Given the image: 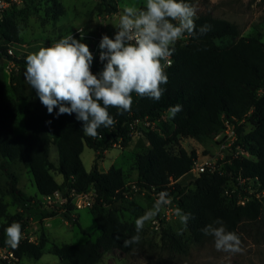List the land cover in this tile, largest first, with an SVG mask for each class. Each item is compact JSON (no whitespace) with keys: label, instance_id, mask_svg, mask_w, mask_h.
I'll list each match as a JSON object with an SVG mask.
<instances>
[{"label":"trees","instance_id":"16d2710c","mask_svg":"<svg viewBox=\"0 0 264 264\" xmlns=\"http://www.w3.org/2000/svg\"><path fill=\"white\" fill-rule=\"evenodd\" d=\"M51 11L62 15L64 7L58 0H48ZM99 7L106 6L111 14L117 9L107 0H99ZM193 4V0H186ZM264 4V0H263ZM197 36H187L184 44H175L171 56L172 63L166 67L168 83L162 85L165 92L159 101L141 98L132 93L131 110L122 115L116 108L109 113L116 121L113 127L98 129L93 138L84 134L81 121L72 115L56 117L55 109L48 114L37 94L26 91L23 79L19 78L13 86L17 100L25 101L23 109L25 131L16 133L19 114L15 101L5 98L4 60L9 58L6 48L0 53V168L8 177L7 194L15 200L29 202L31 199L17 186V177L10 172L8 164L21 163L33 175L36 188L41 196L56 191L66 193L76 190H93L97 197L89 209L101 235L97 241L89 240L84 244H53L50 253L70 264H96L103 258V252L113 249L128 251L123 241L132 237V225L124 222L117 214L114 204L124 198L127 191L124 172L121 168L111 167L108 171L99 170L98 161L103 154L119 145L129 146L133 139L137 121L146 119L156 122L157 130L140 131L150 145V149L138 154L135 170L140 187L160 193L166 191L171 200L185 213H191L187 227L195 241L206 235L202 229L217 219L223 221L228 231H235L243 221H257L262 216L263 204L257 200L244 206L236 203L237 195L229 198L223 194L227 176L202 173L191 174L195 151L184 148L175 151L180 137L202 140L218 134L224 127V116L239 120L247 118L253 129L247 134L240 133L239 140L252 152L251 159H235L225 168L234 176L258 178L260 189H264V41L260 34L252 37H239L236 24L221 18L201 15L195 20ZM210 25L211 30L199 35V28ZM64 36V35H63ZM0 39L21 44L22 39L17 23L12 17L0 20ZM54 41V40H53ZM17 62L26 65L25 59ZM106 63V62H104ZM104 63L96 69L98 74ZM181 105L182 111L175 118H169L168 109ZM251 114L248 116L249 112ZM163 113L167 121H161ZM51 121V123H47ZM241 132V128H239ZM58 152L57 162L51 160V147ZM87 146L95 152L94 166L91 171L84 167L81 155ZM55 174L63 176L59 182ZM191 176L187 182L186 178ZM0 187V247L8 248L22 264L24 258L39 260L45 253L46 241L32 242L21 240L18 247L6 244L5 229L13 222L24 226V213H8V206L1 198ZM110 206L111 209H106ZM57 212L49 216H55ZM72 207L63 213L70 224L79 225L72 217ZM84 232V230L81 228ZM2 264L8 261L0 258Z\"/></svg>","mask_w":264,"mask_h":264},{"label":"rangeland","instance_id":"374dc122","mask_svg":"<svg viewBox=\"0 0 264 264\" xmlns=\"http://www.w3.org/2000/svg\"><path fill=\"white\" fill-rule=\"evenodd\" d=\"M58 1L64 7L62 15H55L51 11L52 3L48 0H24L23 4L15 5L4 14V17H12L19 27L22 39L19 49L16 50L19 59H25L28 54L37 52L41 47H49L53 40L76 29L100 32L112 38L117 31L114 25L118 23L123 8L125 6L142 8L146 3V0H107L117 9V12L109 14L105 11V5L99 7V0ZM193 5L197 8V17L209 15L228 20L237 25L239 37L248 38L260 34L264 41L263 0H193ZM186 41L187 36H184L176 44H184ZM25 68L26 65L18 62L16 68L10 70L7 61L4 60L5 98L15 101L18 105L19 114L15 130L18 134L25 131L23 113L25 101L16 99L13 86L17 79L21 78L26 91L36 93L35 89L25 82ZM166 117L168 118L167 113ZM245 126L247 130L252 127L248 123ZM142 130H146L143 125L136 126L128 147L116 145L106 151L103 158L98 161L100 171L106 172L111 167H116L124 172L127 191L124 198L119 199L114 207L118 210L119 217L132 225V236L136 235L135 220L146 210L151 209L158 198V192L140 187L137 182L135 159L138 154L146 153L150 149L149 143L140 134ZM218 134L202 140L180 137L178 144L172 148L177 151L181 147L189 153L195 151L199 161L210 157L218 158L222 155L216 139ZM50 151L51 160L56 163L57 148L52 146ZM81 158L85 169L91 171L95 152L85 146ZM8 167L17 177V186L31 199L29 202H21L7 194L8 177L0 168V187L3 190L1 198L8 206V213L25 215L21 240L27 239L38 243L45 239L47 243L41 259L24 258L22 264H70L50 253L53 244H84L89 240L99 239L101 233L89 208L72 209L71 215L79 225L70 224L62 212L46 205L28 169L21 163L8 164ZM55 178L59 182L63 181L60 174H55ZM186 180L189 182L191 176ZM262 204L263 212L259 220L243 221L233 231L241 239L243 251L240 253L217 251L211 236L206 235L201 241H195L188 227H184L175 215L178 206L171 201L162 208L154 220L146 222L140 233L139 244L132 245L128 251L120 249L105 251L102 260L96 264H264V203ZM106 209L111 207L108 206ZM53 212L57 214L49 216ZM1 254L7 255L8 248L0 252V257ZM7 261L8 264H17V260L13 258Z\"/></svg>","mask_w":264,"mask_h":264},{"label":"clouds","instance_id":"9594fccd","mask_svg":"<svg viewBox=\"0 0 264 264\" xmlns=\"http://www.w3.org/2000/svg\"><path fill=\"white\" fill-rule=\"evenodd\" d=\"M196 18L197 8L186 0H146L142 8L125 6L114 25V38L103 35L99 42V59L106 63L98 74L91 71L94 57L89 46L81 42L84 35L80 39L68 35L26 56L25 82L35 89L48 114L55 109L56 117L75 113L76 119L83 122L84 134L95 138L99 128L115 125L110 108H116L120 115L131 110L132 93L154 101L162 98V85L168 83L165 69L171 65L169 58L185 34L197 36ZM210 30V25H203L199 35ZM180 111L181 105L170 107L169 118H175ZM170 203L169 193L161 191L152 208L135 220L136 235L124 240L123 246L139 244L146 222L154 220ZM175 215L184 227L193 218L179 208ZM202 232L213 238L217 251H243L238 234L226 230L219 219L206 225ZM5 233L6 244L18 247L21 225L13 222Z\"/></svg>","mask_w":264,"mask_h":264},{"label":"built area","instance_id":"2783aa9c","mask_svg":"<svg viewBox=\"0 0 264 264\" xmlns=\"http://www.w3.org/2000/svg\"><path fill=\"white\" fill-rule=\"evenodd\" d=\"M23 3L24 0H0V20H2L4 14L11 10L15 5H21ZM81 34L84 35V38L83 40H81V42L87 44L93 54L94 59L91 66V71L93 74H95L96 69L104 63L99 59V42L103 34L91 30L76 29L62 37L73 35L76 39H80ZM112 38H114V36ZM51 44L49 46H51ZM18 46H20V44L13 43L9 40L0 39V53H2L3 48H6V52L9 55V58H7L6 61L10 70L16 68L17 66V60H19V56L16 50L19 49ZM169 59L172 63V58L170 57ZM263 94L264 88L258 91L259 96ZM250 114L251 111L249 112L248 116ZM160 120L167 121L166 113L162 114ZM246 123L252 126L249 130H247L245 126ZM139 124L143 125L145 129L157 130L156 122L150 121L148 119L144 121H137L134 128ZM253 127V124L249 120H247V118L239 120L235 117L228 118L224 116V127L216 138L222 155H220V157L218 158L210 157L209 159H206L204 161H199L196 158L194 159L191 167V174L193 176H198L202 173L227 176L228 182L223 186V194L229 198H234L235 195H237L236 203L238 206H244L247 202L252 200H257L261 203H264V189H260V182L258 178H244L241 175V172L238 176H234L231 171L225 168L226 165H231L235 159L242 160L252 158V152L242 143H240L239 135L240 133L247 134L253 129ZM239 128L242 129L241 132ZM153 191H155L154 188ZM96 197L97 194L93 190L87 192H78L76 190H72L68 193L64 191H56L51 195L42 196V199L48 207L65 213L69 211L70 206L74 210L92 207ZM4 249L5 248L0 247V252ZM1 257H3L2 259L5 260H9V258L17 260L14 257L12 251L9 249L8 254L4 256L1 254Z\"/></svg>","mask_w":264,"mask_h":264},{"label":"crops","instance_id":"0c3cea01","mask_svg":"<svg viewBox=\"0 0 264 264\" xmlns=\"http://www.w3.org/2000/svg\"><path fill=\"white\" fill-rule=\"evenodd\" d=\"M149 147H150V145H149Z\"/></svg>","mask_w":264,"mask_h":264}]
</instances>
